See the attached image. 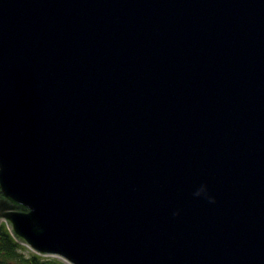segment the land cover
Segmentation results:
<instances>
[{
	"label": "water",
	"instance_id": "95a60500",
	"mask_svg": "<svg viewBox=\"0 0 264 264\" xmlns=\"http://www.w3.org/2000/svg\"><path fill=\"white\" fill-rule=\"evenodd\" d=\"M71 264H264V0H0V224Z\"/></svg>",
	"mask_w": 264,
	"mask_h": 264
},
{
	"label": "trees",
	"instance_id": "16d2710c",
	"mask_svg": "<svg viewBox=\"0 0 264 264\" xmlns=\"http://www.w3.org/2000/svg\"><path fill=\"white\" fill-rule=\"evenodd\" d=\"M24 245L18 242L6 222L0 224V264H62L57 258H44L41 254L26 255Z\"/></svg>",
	"mask_w": 264,
	"mask_h": 264
},
{
	"label": "rangeland",
	"instance_id": "374dc122",
	"mask_svg": "<svg viewBox=\"0 0 264 264\" xmlns=\"http://www.w3.org/2000/svg\"><path fill=\"white\" fill-rule=\"evenodd\" d=\"M22 245H24V248L22 249L23 251H24V253H26V255H29V254H31V253H37V252H35L34 250H32L31 248H29L27 245H25V244H22ZM44 258H57L58 260H60V262L62 263V264H71V263H69L68 261H66V260H64V259H62V258H60V257H57V256H53V255H46V254H41Z\"/></svg>",
	"mask_w": 264,
	"mask_h": 264
}]
</instances>
